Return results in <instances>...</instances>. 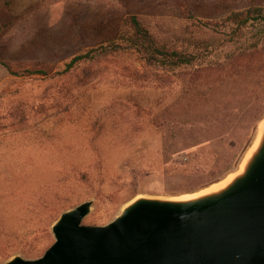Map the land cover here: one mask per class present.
Returning <instances> with one entry per match:
<instances>
[{"label":"rangeland","instance_id":"1","mask_svg":"<svg viewBox=\"0 0 264 264\" xmlns=\"http://www.w3.org/2000/svg\"><path fill=\"white\" fill-rule=\"evenodd\" d=\"M253 4L264 0H0V263L44 253L57 201L55 219L93 199L84 223L102 225L137 195H188L240 168L264 120L263 73L225 63L259 28L246 40L222 19ZM132 14L162 41L207 42L204 67L155 71L137 53L100 55ZM93 48L92 61L64 71ZM73 166L87 181L72 179Z\"/></svg>","mask_w":264,"mask_h":264},{"label":"water","instance_id":"2","mask_svg":"<svg viewBox=\"0 0 264 264\" xmlns=\"http://www.w3.org/2000/svg\"><path fill=\"white\" fill-rule=\"evenodd\" d=\"M214 187L137 195L102 225L84 223L93 199L84 200L52 222L42 255L0 264H264V124L240 168Z\"/></svg>","mask_w":264,"mask_h":264},{"label":"trees","instance_id":"3","mask_svg":"<svg viewBox=\"0 0 264 264\" xmlns=\"http://www.w3.org/2000/svg\"><path fill=\"white\" fill-rule=\"evenodd\" d=\"M223 26L228 28L230 34H240L246 36L252 32L255 26L259 28L256 33L257 39L253 42L243 41L245 45L239 46L238 51H233L226 61L227 70L231 73L242 70L246 72H261L262 80L264 81V5H251L249 8L240 11H233L223 19ZM124 27L122 28L119 42L111 40L108 45L99 46L97 49L100 55H108L112 53H137L142 60L146 69L155 71H175L177 69L187 67H204L202 64L205 58H208V50L210 45L205 41L192 42L189 38L179 45L177 41H162L160 40L149 27L136 15H129L125 19ZM3 26L0 24V30ZM252 36V35H251ZM247 37L246 40L252 37ZM114 41V42H113ZM96 48L90 49L86 53L75 55L69 62L65 63V72L76 69L85 62H90L94 58L91 55ZM5 64V63H4ZM8 68L9 66L5 64ZM206 66L203 70H208ZM14 74L15 73L12 71ZM30 74H43L47 76L49 73L45 69L33 70ZM73 169L78 172L72 175L74 180L87 181L88 176L84 172L79 171L76 166ZM54 184H59L63 181L59 172H56L53 178ZM63 201H57L51 205V210L43 223V230L50 235V225L55 217L59 214Z\"/></svg>","mask_w":264,"mask_h":264},{"label":"bare ground","instance_id":"4","mask_svg":"<svg viewBox=\"0 0 264 264\" xmlns=\"http://www.w3.org/2000/svg\"><path fill=\"white\" fill-rule=\"evenodd\" d=\"M263 124H264V122L262 121V122H261V124L259 125L258 132H260V130L262 129V127H263ZM229 178H230V176H229L227 179H225V181H223V182H221V183H219V184L215 185V187H214V188H217L219 185H222V184H224V183L226 182V180H228Z\"/></svg>","mask_w":264,"mask_h":264}]
</instances>
